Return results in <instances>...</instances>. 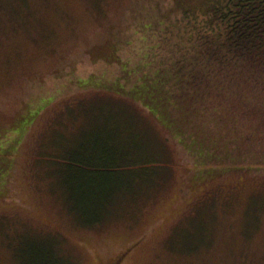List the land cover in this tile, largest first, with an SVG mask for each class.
<instances>
[{"label": "rangeland", "instance_id": "rangeland-1", "mask_svg": "<svg viewBox=\"0 0 264 264\" xmlns=\"http://www.w3.org/2000/svg\"><path fill=\"white\" fill-rule=\"evenodd\" d=\"M215 2L0 0V264L57 250L61 264H264V149L207 162L140 96L164 97L161 66ZM109 102L131 115L123 142ZM126 151L89 225L92 161Z\"/></svg>", "mask_w": 264, "mask_h": 264}, {"label": "trees", "instance_id": "trees-1", "mask_svg": "<svg viewBox=\"0 0 264 264\" xmlns=\"http://www.w3.org/2000/svg\"><path fill=\"white\" fill-rule=\"evenodd\" d=\"M202 16V23L186 34L180 53L172 52L167 68L161 66L167 75L164 97L157 91L138 95L146 108L161 115L165 110L205 161L240 166L241 159L256 158L253 150L264 149V0H216ZM211 98L217 106L209 103ZM97 108L107 113L103 124L108 129L122 132L123 142V134L133 128L127 106L109 102ZM204 114L221 132L208 130ZM136 154L141 161V151ZM134 156L132 151L108 152L106 160L92 161L103 171L93 173L86 185L99 196L87 204L86 216L95 217L86 223L101 221L100 214L110 206L103 196L113 192L114 175L135 162ZM59 254L35 252L33 264H61Z\"/></svg>", "mask_w": 264, "mask_h": 264}]
</instances>
